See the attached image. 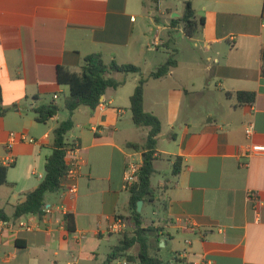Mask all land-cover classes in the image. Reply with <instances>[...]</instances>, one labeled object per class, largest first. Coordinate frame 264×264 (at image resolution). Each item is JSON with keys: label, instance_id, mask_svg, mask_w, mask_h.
<instances>
[{"label": "crops", "instance_id": "1", "mask_svg": "<svg viewBox=\"0 0 264 264\" xmlns=\"http://www.w3.org/2000/svg\"><path fill=\"white\" fill-rule=\"evenodd\" d=\"M185 1H178V9L165 5L168 0H0V144L12 132L3 110L11 107L17 133L33 140L12 146L14 163L7 168L19 165L27 177L0 206L11 216L24 194L39 185L53 130L68 118L73 127L65 140L84 160L75 194H46L49 214L0 222V264H101L119 244L131 219L124 172L129 162L142 161L149 132L134 125L129 109L141 78L143 109L161 124L151 176L164 207L155 225L161 229L155 255L164 246L171 248L169 259L159 257L166 264H264V222H257L250 198L264 202V151L245 155L248 145L264 147V0H192L195 19H204L193 37L185 35L183 24L173 28L167 21L182 15ZM157 45L167 58L158 59ZM92 53L106 64H133L140 73L113 74L123 83L108 88L96 110L80 107L70 114L63 105L69 89L57 83L56 68L78 71ZM169 57L176 65L168 74L148 78ZM238 91L255 92L254 104L237 106ZM52 101L59 112L45 124L36 122L32 110ZM176 157L182 165L173 176ZM165 166L168 173L161 177ZM11 185L18 183L11 184L7 173L1 186ZM142 203L159 206L155 200ZM258 211L263 220V209ZM66 214L75 221L72 233ZM118 217L126 228L111 232ZM113 238L118 243L111 246Z\"/></svg>", "mask_w": 264, "mask_h": 264}, {"label": "trees", "instance_id": "2", "mask_svg": "<svg viewBox=\"0 0 264 264\" xmlns=\"http://www.w3.org/2000/svg\"><path fill=\"white\" fill-rule=\"evenodd\" d=\"M192 0L184 2V9L180 17L170 19V26L176 27L183 24V32L187 37H193L197 32L199 25L203 24L204 19H195L194 10L191 4ZM176 65L175 60L169 57L157 69L148 75V78H161L168 74L170 68ZM138 74L140 68L133 64H118L111 61L106 64L100 53H92L85 56L78 71H72L69 68L57 66V83L67 86L69 95L64 98V108L72 114L80 107H86L90 111L96 110L100 104V99L108 88H118L122 81L113 78V74ZM261 76L264 78V49L261 53ZM145 78H141L132 95L129 98L132 121L137 127H148L149 132L143 147L142 161L138 170V182L129 190L128 205L131 210V219H133L134 235H123L119 244L114 246L101 264H113L120 257L124 256L134 245H138L136 256L128 255L129 262L136 260L138 264H166L161 258L151 254L153 243H157L159 249L160 228L153 226L142 227L141 214L137 212V202H154L155 192L151 187V176L154 173L153 162L155 158L156 138L160 134L161 124L158 118L152 113L145 112L143 109V94ZM228 97L231 93L226 94ZM237 106L252 105L256 99L255 92L238 91L234 93ZM1 101V96H0ZM59 106L52 101L49 104L41 105L32 111L35 114V121L45 124L59 112ZM4 111H0L3 115ZM73 123L70 118L60 122L53 130V141L51 144V153L46 158L44 164V175L39 185L24 194V200L14 206L11 216L7 215L0 206V222H9L18 219L24 215H35L39 218L43 216V209L46 207L45 196L49 193H56L61 189V179L68 169L66 165V149L68 143L65 135L72 129ZM137 148L136 145H133ZM182 159L176 157L172 166V175L177 176L181 170ZM8 168L0 165V186L7 184ZM65 226L68 232L75 231V221L72 215H64ZM16 245L19 243L16 241Z\"/></svg>", "mask_w": 264, "mask_h": 264}, {"label": "built area", "instance_id": "3", "mask_svg": "<svg viewBox=\"0 0 264 264\" xmlns=\"http://www.w3.org/2000/svg\"><path fill=\"white\" fill-rule=\"evenodd\" d=\"M54 99L57 98L56 95L53 96ZM253 132V124H248L245 128V133L249 137ZM24 143V142H33L32 139L28 138L24 133H17V132H10L8 134V139L5 143L0 144V165L2 166H11L14 163V158L10 155L12 146L15 143ZM264 151V147L261 146H254V145H248L246 146V153L245 155L250 157L251 155L255 153H261ZM3 155V156H2ZM66 165L68 167L66 174L62 177V181L64 184H61V190H63L65 193L68 194H75L77 192V186L75 184L79 173L80 168L84 164L83 158L80 156L78 147L76 145H70L66 149ZM141 162H135L131 161L126 166L124 176H123V188L126 191H129L130 188L138 182V170L140 168ZM43 176H39V178H42ZM68 182V184H67ZM250 198L253 202V209L257 214V222H264L261 219V215L258 211L259 208L263 209L264 212V202H261L258 200L254 194H250ZM258 208V209H257ZM51 212V208L45 207L43 209V215L49 214ZM20 225L25 227L24 222H20ZM126 228V222L121 219L117 218L115 219L114 223L109 227V230L111 232H118L121 230H124ZM126 264V263H124Z\"/></svg>", "mask_w": 264, "mask_h": 264}, {"label": "rangeland", "instance_id": "4", "mask_svg": "<svg viewBox=\"0 0 264 264\" xmlns=\"http://www.w3.org/2000/svg\"><path fill=\"white\" fill-rule=\"evenodd\" d=\"M169 2H165V5H173L174 7H177L178 9H182V4L181 2H178L180 0H168ZM146 5L151 4L149 1L145 2ZM151 16L153 17V19H157L158 21H160L162 18V16L159 14H157L155 11H153V13L151 14ZM181 16V15H180ZM179 16V17H180ZM167 21H170V18H167ZM156 47H158V52L157 57L158 59H162V58H167L168 54L165 52V50L163 49L162 45H157ZM160 60H157V62ZM156 61L153 63V66L151 69H154L158 64ZM57 103L59 105H61L60 101H57ZM129 104V103H128ZM6 111V113H8L7 118L5 119V124L7 127H9V129L12 132H17L16 131V123L17 120L15 119V116L13 115L12 112H14V109L11 107L8 110L3 109ZM42 152L45 153V155H49L50 150L42 148ZM42 153V155H44ZM42 159H44V156H41ZM43 173V167H39V169H37V173ZM168 173V168H166V166L164 167L163 170V176L161 177H165V174ZM27 177V174H24V172L22 170L19 169V165L13 167V168H9L8 169V181L12 184H14L16 181L18 183V185H11V186H0V200L3 202V198L4 195H7L11 192H14L15 195L19 193L20 191V187L21 184H19V182H23V178L25 179ZM33 178V177H32ZM34 180H36V178H33ZM156 180V177L153 176L152 177V183H154ZM155 203H158L159 206L154 208L155 210H153L149 205H146L145 203H142L141 206V222H142V227H150L153 226L155 227V225H159V220L161 219V217L163 216V198L161 195H159L158 189L155 190ZM9 209V208H8ZM140 211V212H141ZM154 211H159L158 213H154ZM134 227H133V219H130L128 222V226L126 228V230L123 232V235H127V236H133L134 235ZM122 235V236H123ZM122 238V237H121ZM118 243V239L117 238H113L112 242H111V246L112 244H117ZM157 243H153V250L151 251V254H157ZM108 251V250H107ZM171 248L170 247H160L159 250V254L158 256L161 257L163 260H167L170 258L171 255ZM105 252V251H104ZM138 253V245H134L128 252L124 253V256L120 257L118 260L115 261V264L118 263H122V262H126L128 264H138V262L136 260H133L131 262H129L128 259V255H132V256H136Z\"/></svg>", "mask_w": 264, "mask_h": 264}, {"label": "water", "instance_id": "5", "mask_svg": "<svg viewBox=\"0 0 264 264\" xmlns=\"http://www.w3.org/2000/svg\"><path fill=\"white\" fill-rule=\"evenodd\" d=\"M175 16H177L178 14H173ZM141 206H142V201H138L137 202V212L140 213L141 211ZM162 246V245H161Z\"/></svg>", "mask_w": 264, "mask_h": 264}]
</instances>
